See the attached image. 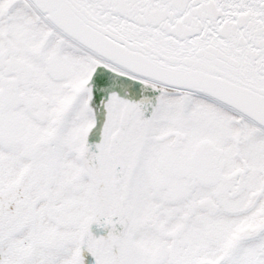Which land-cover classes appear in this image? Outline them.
I'll return each instance as SVG.
<instances>
[{"label": "snow or ice", "instance_id": "snow-or-ice-1", "mask_svg": "<svg viewBox=\"0 0 264 264\" xmlns=\"http://www.w3.org/2000/svg\"><path fill=\"white\" fill-rule=\"evenodd\" d=\"M0 264H264V0H0Z\"/></svg>", "mask_w": 264, "mask_h": 264}]
</instances>
